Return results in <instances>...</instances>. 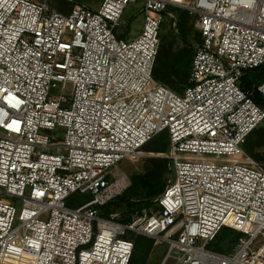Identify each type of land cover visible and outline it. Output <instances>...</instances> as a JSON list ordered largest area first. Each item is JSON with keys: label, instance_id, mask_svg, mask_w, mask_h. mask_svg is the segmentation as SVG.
I'll use <instances>...</instances> for the list:
<instances>
[{"label": "built area", "instance_id": "2783aa9c", "mask_svg": "<svg viewBox=\"0 0 264 264\" xmlns=\"http://www.w3.org/2000/svg\"><path fill=\"white\" fill-rule=\"evenodd\" d=\"M136 1L66 13L0 0V264H130V234L167 241L162 264H264V163L242 147L264 109L240 86L264 65V0H144L139 33L118 36ZM172 8L201 34L182 93L154 76ZM165 130L173 175L155 207L103 216L130 186L122 164ZM78 191L92 199L68 206ZM225 226L244 235L229 253L209 249Z\"/></svg>", "mask_w": 264, "mask_h": 264}, {"label": "trees", "instance_id": "16d2710c", "mask_svg": "<svg viewBox=\"0 0 264 264\" xmlns=\"http://www.w3.org/2000/svg\"><path fill=\"white\" fill-rule=\"evenodd\" d=\"M172 9L178 13L175 25L178 33H173V26L166 27L167 23L164 20L160 33L161 43L154 67V76L174 91L182 93L188 84L194 57V50L189 47L191 45L189 32L191 27L189 25L192 20L189 17L191 15L189 12L181 8ZM164 29L166 31H163ZM172 35L176 39L179 38L185 45L175 47ZM263 81L264 65L247 70L240 80V86L243 90L249 91L254 101L264 109V96L257 90V86ZM169 146V132L165 130L141 147L140 150L145 155L146 153L152 155L140 160L142 162L141 168L131 174L130 186L116 199L101 208L103 216H108L113 211H119L121 214L119 221L127 223L136 211L155 207L157 198L165 191L173 174L170 159L166 157ZM242 147L254 159L264 163V120L247 136ZM87 195V201L91 200L92 196ZM243 235V233L225 226L208 243L207 247L213 251L229 253ZM135 236L136 234H130L132 239ZM136 237L133 239L134 250L130 264H138V260L148 254L152 242H154L153 239L143 235Z\"/></svg>", "mask_w": 264, "mask_h": 264}, {"label": "rangeland", "instance_id": "374dc122", "mask_svg": "<svg viewBox=\"0 0 264 264\" xmlns=\"http://www.w3.org/2000/svg\"><path fill=\"white\" fill-rule=\"evenodd\" d=\"M74 2H68L66 0H49V3L54 6L55 8L63 11V12H68L73 4L79 3V4H84L86 6L92 7V8H97L103 0H73ZM144 5V0H137L136 2H131L127 6V9L125 10L124 14L122 15L121 18V23L119 26L115 29V33L118 36H122L126 39H132L134 38L139 31L141 30L142 24H143V15L141 13V10ZM173 15L176 17L178 16V13L174 9H169ZM191 21V24L189 25L190 28V42L191 45L189 47H192L193 50L195 51V45L199 42L200 39V33L195 27V16L190 15L189 16ZM166 27L173 26V33H178V29L174 25V20L170 17L167 16L165 19ZM163 31H166L164 29ZM173 43L175 44V47H183L185 44L180 41L179 38H175V36L172 35ZM61 83L58 89L54 90V94H58L61 92ZM63 129L59 128L54 132H51V135L55 134V139L61 138L63 135ZM54 137V136H53ZM152 154L146 153V155L143 158H146L148 156H151ZM142 162H136V163H129V162H124L122 164V169L124 172L128 175V177L131 176V174L138 169L141 168ZM173 175V174H172ZM88 199V195L86 193L82 192H75L70 195V197L67 199L66 203L70 207H77L83 203H85ZM16 200H12L13 203H15ZM16 205L18 207V215H25L30 212L31 208L29 207L28 204L23 203L22 201H16ZM112 210V209H111ZM115 210V209H113ZM130 236V235H129ZM136 236H141L140 234ZM134 238H137V237ZM133 238V239H134ZM262 241V240H261ZM169 251V243L167 241H162V242H152L151 249L146 254L142 259L140 258L138 260V264H162L167 253ZM174 260L170 258L167 262V264H173Z\"/></svg>", "mask_w": 264, "mask_h": 264}]
</instances>
